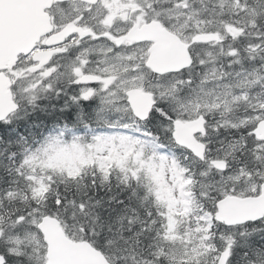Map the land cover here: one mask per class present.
I'll return each mask as SVG.
<instances>
[{
    "label": "snow or ice",
    "instance_id": "obj_1",
    "mask_svg": "<svg viewBox=\"0 0 264 264\" xmlns=\"http://www.w3.org/2000/svg\"><path fill=\"white\" fill-rule=\"evenodd\" d=\"M0 264H264V0H0Z\"/></svg>",
    "mask_w": 264,
    "mask_h": 264
}]
</instances>
